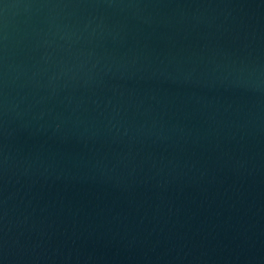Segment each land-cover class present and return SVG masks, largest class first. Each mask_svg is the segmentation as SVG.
<instances>
[{"label":"water","instance_id":"95a60500","mask_svg":"<svg viewBox=\"0 0 264 264\" xmlns=\"http://www.w3.org/2000/svg\"><path fill=\"white\" fill-rule=\"evenodd\" d=\"M0 264H264V0H0Z\"/></svg>","mask_w":264,"mask_h":264}]
</instances>
